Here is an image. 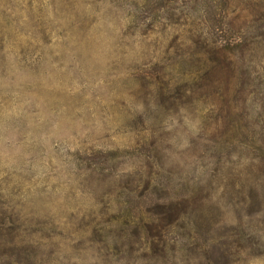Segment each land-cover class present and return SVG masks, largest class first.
I'll return each mask as SVG.
<instances>
[{"label":"rangeland","instance_id":"obj_1","mask_svg":"<svg viewBox=\"0 0 264 264\" xmlns=\"http://www.w3.org/2000/svg\"><path fill=\"white\" fill-rule=\"evenodd\" d=\"M0 264H264V0H0Z\"/></svg>","mask_w":264,"mask_h":264}]
</instances>
